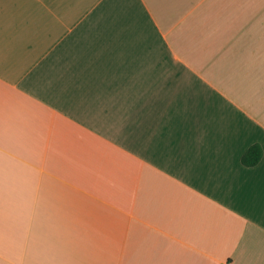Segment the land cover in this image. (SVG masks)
Instances as JSON below:
<instances>
[{
  "label": "crops",
  "instance_id": "crops-1",
  "mask_svg": "<svg viewBox=\"0 0 264 264\" xmlns=\"http://www.w3.org/2000/svg\"><path fill=\"white\" fill-rule=\"evenodd\" d=\"M0 264H264V0H0Z\"/></svg>",
  "mask_w": 264,
  "mask_h": 264
},
{
  "label": "trees",
  "instance_id": "trees-1",
  "mask_svg": "<svg viewBox=\"0 0 264 264\" xmlns=\"http://www.w3.org/2000/svg\"><path fill=\"white\" fill-rule=\"evenodd\" d=\"M261 158V147L258 144H253L241 156V164L244 167H254L260 162Z\"/></svg>",
  "mask_w": 264,
  "mask_h": 264
}]
</instances>
